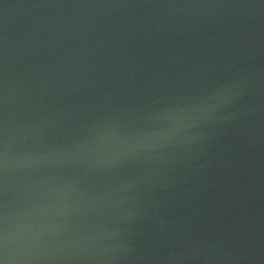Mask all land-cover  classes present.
<instances>
[{
    "label": "water",
    "instance_id": "water-1",
    "mask_svg": "<svg viewBox=\"0 0 264 264\" xmlns=\"http://www.w3.org/2000/svg\"><path fill=\"white\" fill-rule=\"evenodd\" d=\"M0 264H264V0H0Z\"/></svg>",
    "mask_w": 264,
    "mask_h": 264
}]
</instances>
